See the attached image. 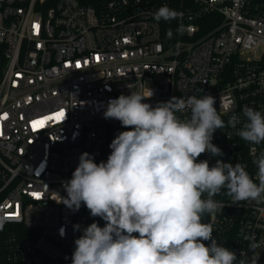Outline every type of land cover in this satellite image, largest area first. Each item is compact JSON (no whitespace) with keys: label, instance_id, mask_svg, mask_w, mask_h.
<instances>
[{"label":"built area","instance_id":"built-area-1","mask_svg":"<svg viewBox=\"0 0 264 264\" xmlns=\"http://www.w3.org/2000/svg\"><path fill=\"white\" fill-rule=\"evenodd\" d=\"M164 5L182 17L157 22ZM0 56V264H72L82 230L104 226L83 204L61 202L63 182L82 153L106 162L112 140L129 130L103 115L121 94L151 88L144 102L153 106L214 97L226 125L240 118L214 133L218 159L245 165L258 183L252 161L264 142L238 131L245 106L264 113V0H0ZM214 199L225 207L202 218L214 239L238 257L254 239L264 264V203Z\"/></svg>","mask_w":264,"mask_h":264},{"label":"clouds","instance_id":"clouds-1","mask_svg":"<svg viewBox=\"0 0 264 264\" xmlns=\"http://www.w3.org/2000/svg\"><path fill=\"white\" fill-rule=\"evenodd\" d=\"M181 17L167 5L153 13L157 22ZM177 32L182 34L183 25ZM172 35L169 29L166 38ZM153 94L150 88L110 99L104 118L129 130L112 140L106 162L82 153L72 178L63 182L66 207L78 211L83 204L105 222L91 223L74 240L72 264H258L260 245L254 239L238 257L214 239L202 218L225 207L214 199L221 194L234 205L264 203V151L252 161L257 183L245 165L218 159L224 153L212 143L217 129L236 127L238 116L231 115L226 125L210 95L174 96L155 106L144 102ZM242 111L238 136L260 145L264 113L247 106ZM205 153L217 158L213 165L198 159Z\"/></svg>","mask_w":264,"mask_h":264},{"label":"trees","instance_id":"trees-1","mask_svg":"<svg viewBox=\"0 0 264 264\" xmlns=\"http://www.w3.org/2000/svg\"><path fill=\"white\" fill-rule=\"evenodd\" d=\"M4 65H5V60L2 58V56H0V76H1Z\"/></svg>","mask_w":264,"mask_h":264},{"label":"snow or ice","instance_id":"snow-or-ice-1","mask_svg":"<svg viewBox=\"0 0 264 264\" xmlns=\"http://www.w3.org/2000/svg\"><path fill=\"white\" fill-rule=\"evenodd\" d=\"M37 27H38V26H37ZM63 115H64V113H63V112L59 113V116H61V117H62Z\"/></svg>","mask_w":264,"mask_h":264}]
</instances>
